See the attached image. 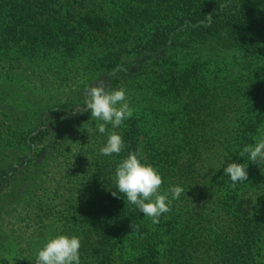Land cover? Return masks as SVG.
I'll use <instances>...</instances> for the list:
<instances>
[{
	"label": "trees",
	"instance_id": "trees-1",
	"mask_svg": "<svg viewBox=\"0 0 264 264\" xmlns=\"http://www.w3.org/2000/svg\"><path fill=\"white\" fill-rule=\"evenodd\" d=\"M56 1L64 7L66 26L57 20L50 26L39 17L30 32L22 26L21 14L32 19L34 9L22 11L25 3L17 2L2 36L22 34L33 47L65 33L70 52L88 35L109 38L103 37L102 69L88 75L81 92L65 101L53 94L57 102L47 105V111L35 95L32 127L38 131L34 136L24 133L23 144L29 148L37 139L48 141L35 160L28 151L24 166L19 147L10 155L0 151V191L9 186L0 197L7 196L14 208L21 203L20 212L32 204L37 185L53 179L59 185L63 172L76 174L74 188L57 207L45 206L52 209L46 214L52 222L46 240L10 248L0 234V264H35L38 250L58 233L82 238L80 264H112L119 242L129 247L123 264H162L164 258L173 264H264L254 260L264 256V163L249 161L247 167L248 176L263 177L261 202H254L251 190H236L237 185L233 192L211 180L210 189L199 180L215 172L230 188L224 168L247 162L239 151L264 133V0H96L101 10L88 8L78 16L74 0L70 7ZM12 2L0 0V6ZM133 25L146 34L145 40L134 42V54L129 55L125 36ZM101 81L106 89L125 88L134 110L121 127L107 125L125 141L118 155L100 153L107 133H81L91 113L77 109H86L87 89ZM141 136L150 162L162 174V191L176 185L185 190L158 224L128 203L115 183L117 164L130 151L141 150ZM11 156L20 168L7 176ZM48 162L63 169L57 174L43 171ZM10 211L1 212L0 219L17 220ZM27 229L26 223L20 235L24 243L36 233L33 228L27 234Z\"/></svg>",
	"mask_w": 264,
	"mask_h": 264
},
{
	"label": "rangeland",
	"instance_id": "rangeland-1",
	"mask_svg": "<svg viewBox=\"0 0 264 264\" xmlns=\"http://www.w3.org/2000/svg\"><path fill=\"white\" fill-rule=\"evenodd\" d=\"M91 1L86 3V0H74L72 4L75 7L74 16H78L88 8L102 9L100 5H96V0L94 2ZM17 2H20V4L25 3L24 10L22 11L34 9V18L32 19H27L23 13L21 14L23 21L25 20L22 26L26 27L30 32L36 28L34 22L39 17L45 21L47 20L50 26H53L56 20L62 26H66L67 20L64 7H61L56 0H14L10 7L6 5L0 6V151H3L6 155H10V151L12 152L18 147L21 148V157L24 161V166H26L27 156H23V154H28V151H30L33 161L42 147L48 144L45 138L42 140L37 139L29 148L23 144V136L26 133L34 136L38 131V128L34 129V126L32 127L34 110H36V101L35 103L33 102L35 95L40 97L38 104L47 111V105L52 106L54 102H57L53 94H58L57 98L65 101L67 95H76L81 92L88 75L96 74L102 69L100 57L105 52L103 37H109L106 35H88L79 44L75 52L73 50L71 52L67 51L66 45H68V42L64 40L65 33L53 37L54 39L51 38L44 41L42 45L37 44L33 47H31V43L22 34L5 39L2 33L6 24L13 18V11L14 7L16 8ZM69 2H72V0H64L63 5L70 7L68 5ZM127 31L128 36H125V38L129 41L125 42L124 45L131 44L128 45L127 53L132 55V53L134 54L133 47H136V43L134 42L145 40L143 38H145L146 33L141 26L135 25L128 28ZM82 34L85 35V33ZM58 38H61V40ZM45 45L51 47H45ZM117 88L120 87L114 88L113 86L110 89ZM48 95L49 100H47ZM172 121L177 124L179 119L175 118ZM94 122L91 120V116H88L84 124V130L81 133L90 135L93 132ZM38 127L44 129L43 125ZM143 139L144 136H141L142 155L145 162L152 164L144 149ZM237 158L239 156L235 160ZM14 161L15 158L11 156L10 162L12 168L9 169L7 176L13 172V169L20 168ZM51 164L48 162V168H43V171L50 172L54 170V173L57 174L60 168L63 167L58 166V163L50 167ZM194 166L193 168H196L195 173L199 175L197 163ZM247 172L249 173L250 170H247ZM69 173L71 172H63L62 181L59 185H56L55 179L47 185H37L36 195H33L30 201L32 204L26 205L22 212H20L19 207L21 203L14 208L15 204L12 201L9 203L7 196L0 197V213L5 210H11L9 215L17 219H12L11 221L6 219V222L0 219V234L6 236L7 246L10 248L17 246L22 248H25V246L33 247L34 244L38 246L46 240L52 228L51 219L46 216L51 213L53 208L57 207L58 200L62 196H67L68 192L75 186L76 174L73 172L74 175L68 177ZM53 176V174L50 175V177ZM199 180L207 184L210 189H212L211 180H213L217 184L218 182L221 183L225 189L235 192L232 182H230V189L226 180L222 179L215 172L211 175L210 173L205 176L201 175ZM262 183L263 177L261 178L260 175L251 173L246 181L237 183L236 190H251L254 202H261ZM1 189L0 195L3 192H7L9 186L4 184L1 186ZM21 194H23V191ZM46 199H50V201L47 202ZM47 205H51V211L45 209ZM26 223L28 224L27 234L33 228L36 229L35 237L31 238L29 243L22 242L20 237L24 233V225ZM17 237H19L18 240H16ZM12 239L14 241H11ZM15 241L19 242L16 243ZM119 243L121 248H116L112 254V264H123V260L127 257L126 252L129 251L128 244ZM254 260L256 263L264 262V256L259 255ZM162 264L173 263L164 258Z\"/></svg>",
	"mask_w": 264,
	"mask_h": 264
},
{
	"label": "clouds",
	"instance_id": "clouds-1",
	"mask_svg": "<svg viewBox=\"0 0 264 264\" xmlns=\"http://www.w3.org/2000/svg\"><path fill=\"white\" fill-rule=\"evenodd\" d=\"M86 109L91 113L95 123L93 132L107 133V141L100 148V153L105 156L120 154L125 147L122 134L113 130L108 131L107 125L113 129L121 127L125 120L133 116V108L127 99L126 89H106L103 81L87 89ZM241 157H247V162L228 163L224 172L230 177L232 187L248 178V162L264 163V133H261L255 144L245 145L239 151ZM115 183L119 193L123 194L128 203L136 206L149 217L153 224H158L162 214L171 212L172 203L184 193L182 186H172L161 191L163 184L162 174L152 164L143 160L140 149L130 151L115 169ZM114 196L117 192L112 193ZM81 237L68 234H56L50 237L38 250L35 264H80L79 249Z\"/></svg>",
	"mask_w": 264,
	"mask_h": 264
}]
</instances>
